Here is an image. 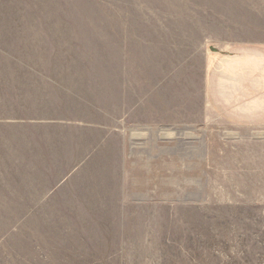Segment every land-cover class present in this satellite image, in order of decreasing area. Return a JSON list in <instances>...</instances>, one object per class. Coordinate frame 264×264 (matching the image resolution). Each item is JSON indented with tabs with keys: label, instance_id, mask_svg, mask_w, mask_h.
<instances>
[{
	"label": "rangeland",
	"instance_id": "1",
	"mask_svg": "<svg viewBox=\"0 0 264 264\" xmlns=\"http://www.w3.org/2000/svg\"><path fill=\"white\" fill-rule=\"evenodd\" d=\"M264 0H0V264H264V125L213 56Z\"/></svg>",
	"mask_w": 264,
	"mask_h": 264
},
{
	"label": "crops",
	"instance_id": "2",
	"mask_svg": "<svg viewBox=\"0 0 264 264\" xmlns=\"http://www.w3.org/2000/svg\"><path fill=\"white\" fill-rule=\"evenodd\" d=\"M206 94L226 123L264 125V47L239 46L213 56Z\"/></svg>",
	"mask_w": 264,
	"mask_h": 264
}]
</instances>
